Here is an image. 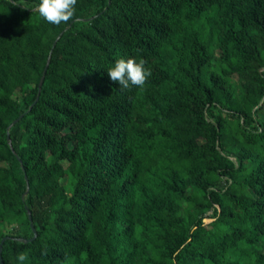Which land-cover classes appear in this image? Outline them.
Instances as JSON below:
<instances>
[{"label": "trees", "instance_id": "trees-1", "mask_svg": "<svg viewBox=\"0 0 264 264\" xmlns=\"http://www.w3.org/2000/svg\"><path fill=\"white\" fill-rule=\"evenodd\" d=\"M38 2L0 0L4 264H264V0Z\"/></svg>", "mask_w": 264, "mask_h": 264}, {"label": "clouds", "instance_id": "clouds-1", "mask_svg": "<svg viewBox=\"0 0 264 264\" xmlns=\"http://www.w3.org/2000/svg\"><path fill=\"white\" fill-rule=\"evenodd\" d=\"M77 0H39L34 9L39 16L53 25L67 24L73 20L76 15ZM146 61L133 58L118 59L110 67L108 75L110 79L116 82L122 90L129 89L131 86L143 88L148 77L151 76V69L145 67ZM16 259L19 264H25L28 255L20 252Z\"/></svg>", "mask_w": 264, "mask_h": 264}, {"label": "water", "instance_id": "water-1", "mask_svg": "<svg viewBox=\"0 0 264 264\" xmlns=\"http://www.w3.org/2000/svg\"><path fill=\"white\" fill-rule=\"evenodd\" d=\"M61 34H62V32L57 36L56 40L54 41V43H53V45H52V48L55 46V43H56L57 39L60 37ZM51 51H52V50H51ZM51 51H50V53H51ZM49 59H50V56H49L48 59H47V63H46L45 69H44V71H43V75H42V77L40 78V81H39V89H38V90H40V86H41V84H42V82H43L44 74H45V71H46V69H47V66H48V63H49ZM17 120H18V119H16L12 124H14ZM12 124H10L9 127H11ZM7 137H8V142H9V144H10L9 133H7ZM27 190H28V185H27ZM27 213H28V218H29V220H30V226H31L32 232H33V234H34V236H35V235H36V229H35V227H34V225H33V222H32V219H31V214H30L29 211H27ZM206 220H209V219H206ZM10 238H11V237H9V236H4V237L1 239V241H0V264H4L3 259H2V256H1L2 245H3V243H4V241H5L6 239H10ZM14 239L27 241L26 239H21V238H14Z\"/></svg>", "mask_w": 264, "mask_h": 264}, {"label": "rangeland", "instance_id": "rangeland-1", "mask_svg": "<svg viewBox=\"0 0 264 264\" xmlns=\"http://www.w3.org/2000/svg\"><path fill=\"white\" fill-rule=\"evenodd\" d=\"M264 70V69H263ZM261 117V116H260Z\"/></svg>", "mask_w": 264, "mask_h": 264}]
</instances>
